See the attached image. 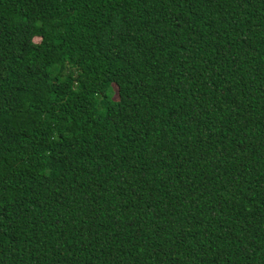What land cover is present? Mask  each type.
Here are the masks:
<instances>
[{
    "label": "trees",
    "instance_id": "1",
    "mask_svg": "<svg viewBox=\"0 0 264 264\" xmlns=\"http://www.w3.org/2000/svg\"><path fill=\"white\" fill-rule=\"evenodd\" d=\"M0 264H264V0H0Z\"/></svg>",
    "mask_w": 264,
    "mask_h": 264
},
{
    "label": "rangeland",
    "instance_id": "2",
    "mask_svg": "<svg viewBox=\"0 0 264 264\" xmlns=\"http://www.w3.org/2000/svg\"><path fill=\"white\" fill-rule=\"evenodd\" d=\"M36 41H38V39H35Z\"/></svg>",
    "mask_w": 264,
    "mask_h": 264
}]
</instances>
